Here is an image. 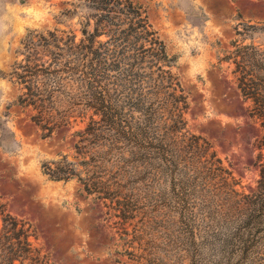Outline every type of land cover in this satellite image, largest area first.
I'll list each match as a JSON object with an SVG mask.
<instances>
[{
    "label": "rangeland",
    "instance_id": "rangeland-1",
    "mask_svg": "<svg viewBox=\"0 0 264 264\" xmlns=\"http://www.w3.org/2000/svg\"><path fill=\"white\" fill-rule=\"evenodd\" d=\"M132 1L173 59L170 70L188 102L184 128L208 141L230 171L236 194L220 189L187 196L165 181L152 192L123 190L125 199L110 203L82 191L75 179L43 175L44 161L60 155L77 160L74 131L83 122L76 119L43 137L27 109L15 104L16 87L7 74L29 32L78 35L87 10L82 0H0L4 212L30 226L29 240L47 264H264V197L250 196L264 161V129L248 115L249 101L225 58L233 43L263 48L264 0Z\"/></svg>",
    "mask_w": 264,
    "mask_h": 264
},
{
    "label": "trees",
    "instance_id": "trees-1",
    "mask_svg": "<svg viewBox=\"0 0 264 264\" xmlns=\"http://www.w3.org/2000/svg\"><path fill=\"white\" fill-rule=\"evenodd\" d=\"M82 1L87 11L78 35L29 32L7 74L15 104L27 109L43 137L83 122L74 131L77 160L60 155L42 162L41 173L53 181L75 179L82 191L110 203L124 200L123 190L152 192L165 181L187 196L220 189L236 194L208 141L184 128L186 93L141 7L132 0ZM232 47L225 58L234 65L236 87L249 101L248 115L264 129V74L257 73L264 46ZM259 142L264 147V131ZM258 176L254 199L264 197V161ZM0 221V264H47L29 240L30 226L1 204Z\"/></svg>",
    "mask_w": 264,
    "mask_h": 264
}]
</instances>
